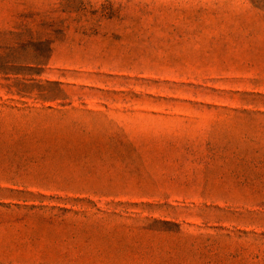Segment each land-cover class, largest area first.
Wrapping results in <instances>:
<instances>
[{
  "label": "rangeland",
  "instance_id": "374dc122",
  "mask_svg": "<svg viewBox=\"0 0 264 264\" xmlns=\"http://www.w3.org/2000/svg\"><path fill=\"white\" fill-rule=\"evenodd\" d=\"M0 264H264V0H0Z\"/></svg>",
  "mask_w": 264,
  "mask_h": 264
}]
</instances>
